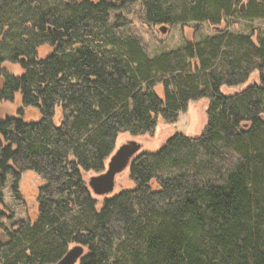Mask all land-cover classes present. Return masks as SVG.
<instances>
[{
    "label": "trees",
    "instance_id": "obj_1",
    "mask_svg": "<svg viewBox=\"0 0 264 264\" xmlns=\"http://www.w3.org/2000/svg\"><path fill=\"white\" fill-rule=\"evenodd\" d=\"M136 1L0 0V101L38 113L0 119V189L29 172L42 183L33 216L0 223V264H56L75 245L79 264H264V88L223 92L264 74V35L226 21L264 18V0H140L153 26L216 28L154 56L113 14ZM203 99L201 135L134 157L135 188L100 205L85 174L104 172L119 135L152 134Z\"/></svg>",
    "mask_w": 264,
    "mask_h": 264
},
{
    "label": "rangeland",
    "instance_id": "obj_2",
    "mask_svg": "<svg viewBox=\"0 0 264 264\" xmlns=\"http://www.w3.org/2000/svg\"><path fill=\"white\" fill-rule=\"evenodd\" d=\"M122 13L131 22L130 28L127 30L128 34H136L147 45L151 56L161 52L177 49L185 45L186 41H199L207 36L215 34L216 28L209 26L207 23L190 22L187 25L175 24L169 27V30L164 34L160 31L159 26L148 24L143 19V10L140 0L134 4L128 5L113 14ZM228 24V31L235 34H257L264 35V18H243L239 16H232L226 19ZM225 27L222 25L221 28ZM53 49L47 46L39 49L40 57L48 56L53 53ZM3 67L9 74L17 76L22 73L21 65L12 62H5ZM3 85V79L0 78V87ZM260 86L264 88V74L261 75L255 72L249 81L241 88L224 87L223 92L226 95H234L251 86ZM156 92L163 97V86L158 85ZM209 101L203 99L197 102H191L188 106V111L181 113L179 120L173 124L160 122L152 134H145L133 136L130 133H122L118 137L116 150L128 143L139 144V149L135 152L134 157L143 152H157L165 144L168 138L177 132H182L187 136L198 137L203 132L207 124V108ZM22 109L27 118H38V113L34 109L24 108L21 101L16 97L13 101H0V119L4 120L6 117H13L18 115V111ZM25 109V110H24ZM37 113V114H36ZM115 150V152H116ZM110 158L107 160L104 174L107 172ZM123 163L117 165L115 168L120 170L123 168ZM130 165L124 171L118 173L114 178V189L106 195H98L90 187L94 197L99 200L101 205L102 199L113 196L124 189L135 188V183L130 178ZM101 174L87 173L85 179L88 182L92 176ZM40 179L32 172H29L19 183V188L15 190V182L11 175L8 176L6 184L0 189L3 195V205H0V210L5 213V217L0 220V223L9 227L14 221L25 220L28 217L27 211L31 215L34 214V207L37 203V196L39 186H41ZM5 238L0 234V239Z\"/></svg>",
    "mask_w": 264,
    "mask_h": 264
},
{
    "label": "water",
    "instance_id": "obj_3",
    "mask_svg": "<svg viewBox=\"0 0 264 264\" xmlns=\"http://www.w3.org/2000/svg\"><path fill=\"white\" fill-rule=\"evenodd\" d=\"M241 13L245 12V3L241 4ZM162 33H166L169 30L168 26L159 27ZM139 149V144L128 143L121 146L114 154L110 157L107 172L98 176H92L89 181V186L98 195H106L114 189V178L115 176L124 171L128 165L131 164L134 159L135 152ZM123 163V168L118 170L115 167ZM85 254V249L80 245L71 247L66 255L58 261L56 264H79L81 258Z\"/></svg>",
    "mask_w": 264,
    "mask_h": 264
}]
</instances>
